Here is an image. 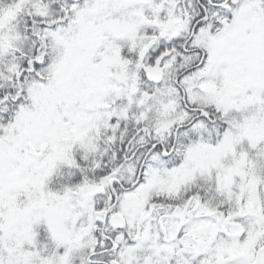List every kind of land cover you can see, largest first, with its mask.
<instances>
[{
	"label": "snow or ice",
	"instance_id": "1",
	"mask_svg": "<svg viewBox=\"0 0 264 264\" xmlns=\"http://www.w3.org/2000/svg\"><path fill=\"white\" fill-rule=\"evenodd\" d=\"M0 264H264V0H0Z\"/></svg>",
	"mask_w": 264,
	"mask_h": 264
}]
</instances>
